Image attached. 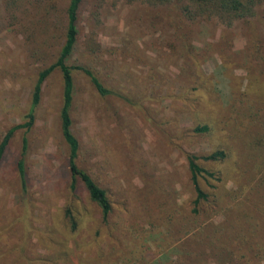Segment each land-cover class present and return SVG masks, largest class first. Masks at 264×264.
<instances>
[{
  "label": "rangeland",
  "instance_id": "1",
  "mask_svg": "<svg viewBox=\"0 0 264 264\" xmlns=\"http://www.w3.org/2000/svg\"><path fill=\"white\" fill-rule=\"evenodd\" d=\"M234 1L225 11L215 1L81 0L70 61L132 102L99 96L73 71L78 163L105 189L111 212L101 223L81 183L75 197L68 189L54 68L31 127L13 131L0 160V264H264V154L247 156L241 145L264 139V10L262 0ZM66 2L0 0V140L26 120L37 73L58 54ZM202 124L209 133L193 130ZM218 144L231 159L196 160L211 175H197L206 198L192 211L184 153Z\"/></svg>",
  "mask_w": 264,
  "mask_h": 264
},
{
  "label": "trees",
  "instance_id": "2",
  "mask_svg": "<svg viewBox=\"0 0 264 264\" xmlns=\"http://www.w3.org/2000/svg\"><path fill=\"white\" fill-rule=\"evenodd\" d=\"M197 2H212L215 1L218 4V8L227 10L228 8H234L232 4L235 3L234 0H194ZM81 0H67L66 6L64 9V17H65V25L63 31V40L62 44L59 48L58 54L55 60L50 63L49 65L45 66L41 70L38 71L36 79L31 89L30 93V102L28 109L24 115L26 120L22 123H16L10 126L2 136L0 140V160L2 159L3 152L7 141L13 131L17 128H23L25 131L28 130L32 123H33V110L34 107L37 105L39 98H40V90L41 84L45 77L54 69L57 68L60 73L61 78V104L58 111V121H59V132L63 142L67 148V156H66V166H67V174H68V189L73 197H75V190L78 183H81L83 186L88 199L95 204V206L99 210V217L101 223H107L108 215L111 212V205L109 199L107 197L106 191L102 188L96 180L88 173V171L79 165V142L75 135L71 131V117H70V106L73 97L74 91V82H73V71L81 72L89 81L93 89L98 93L101 97H106L110 95L122 96L121 94L117 93L116 91L106 87L100 78L96 75V73L87 65L74 63L70 61L73 51L76 48L77 40H78V28H77V21H78V9ZM263 10H264V0H262ZM123 97V96H122ZM126 99L125 97H123ZM127 100V99H126ZM130 102L129 100H127ZM132 103V102H130ZM254 114V113H252ZM250 117V115H245V117ZM238 120L239 124L241 125V130L245 131L249 129L248 123H242L241 120ZM262 125L264 123V115L261 119ZM193 130L195 132H208L210 131V127L208 125H196ZM250 130H248L246 137L251 134ZM166 137L168 135H165ZM264 138V135L262 136ZM22 143H25V138H22ZM238 143V142H237ZM250 145V142H248ZM244 148V152L242 154L249 155L250 151H254L255 155H263L261 147H264V139L257 140L255 145L252 147H246L245 145L241 144ZM217 147L211 149L208 152L200 154L197 156L191 152H185L184 156L188 161V170H189V178L192 184L193 190L195 192L194 198V206L192 207V211H195V205L200 199H205L206 194L201 190L197 182V175L199 173H203L205 176H210L211 174L201 168L196 160L202 159L211 162H224L225 160L231 159V150L228 146L226 148L221 146L220 144L216 145ZM255 149V150H254ZM257 150V151H256ZM259 152V153H258ZM241 154V155H242ZM16 169L18 173V178L20 183L23 185L25 183V171L22 162H16ZM260 170H262L260 168ZM259 180L264 182V171H262ZM63 217L68 225V230L70 232H75L77 230V220L75 219L70 205L66 204L63 206ZM200 229V226H198ZM264 231V230H263ZM213 237V234H207L204 237L205 242L209 241ZM217 241L222 240L225 242V237L217 238ZM252 246L255 248V242L252 240ZM256 245H261L260 242H257ZM224 250V249H223ZM222 250V251H223ZM221 253V251L219 252ZM219 253L216 254V260H218ZM223 254V253H221ZM253 258V256L251 255ZM159 264V263H158Z\"/></svg>",
  "mask_w": 264,
  "mask_h": 264
}]
</instances>
